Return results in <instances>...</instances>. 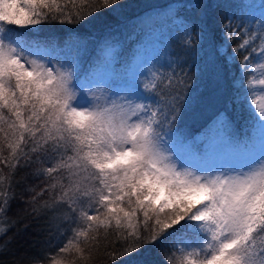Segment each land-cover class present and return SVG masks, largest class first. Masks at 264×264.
Returning <instances> with one entry per match:
<instances>
[{"label":"snow or ice","instance_id":"1","mask_svg":"<svg viewBox=\"0 0 264 264\" xmlns=\"http://www.w3.org/2000/svg\"><path fill=\"white\" fill-rule=\"evenodd\" d=\"M118 3L0 0V164L9 177L24 158L46 165L37 176L61 192L51 211L67 205L76 225L60 253L74 249L85 259L81 242L115 230L123 243L109 253L113 264L147 244L179 251L178 264H264V99L257 96L264 72L255 74L264 69V0H233L219 29L210 27L208 0H177L170 18L183 34L184 58L167 63L136 51L119 65L109 40L54 58L38 36L16 31L83 28ZM193 36L208 43L206 71L229 87L213 118L189 136L180 124L199 99L189 67ZM9 177L0 174V185ZM13 198L0 189V240L13 226L5 219ZM165 260L171 264L168 252Z\"/></svg>","mask_w":264,"mask_h":264},{"label":"trees","instance_id":"2","mask_svg":"<svg viewBox=\"0 0 264 264\" xmlns=\"http://www.w3.org/2000/svg\"><path fill=\"white\" fill-rule=\"evenodd\" d=\"M258 1L248 0L252 4ZM208 2L212 5V11H215V15L210 21V27L219 29L225 9L233 0H208ZM176 3L177 0H119L114 11L102 9L90 18L92 23L83 28L55 24L37 26L39 32L29 29H17L16 31L24 32L29 38L38 36L39 40L51 49L54 58L65 57L69 53L75 56L74 49L78 44L87 43L91 49L102 45L105 40L118 46L121 45L119 53L125 56L131 51L140 35L151 31H163L168 34L173 32L169 38L170 59L172 60L176 56L183 59L184 49L180 44V37L183 34L179 33V36L176 25L170 18L172 6ZM217 5H221V7L217 9ZM73 27L78 29L77 34L68 31ZM205 31H208L207 27ZM220 39H223L222 35ZM225 48L228 53H231V46H225ZM208 52V43L206 41L197 42L193 36L189 67L195 84V94L199 99L184 114L180 124L189 136L199 133L213 118L216 110L221 107L222 94L226 93L229 87L227 80L218 81L214 75L206 71L205 60ZM55 62L56 59L53 60V63ZM124 63L125 61L121 59L119 65ZM230 69L233 74L238 75L239 60L236 65H230ZM240 127L241 125L237 123L238 131ZM2 154L7 156L8 150L4 148ZM52 163H56V161L54 160ZM45 166L29 162L28 158H24L17 165L14 175L9 177L10 169L0 164V174L9 177V179H5L3 185H0V189L6 190L9 196L14 197L11 199L9 210L5 216L9 224L13 226L4 239L0 240V244L5 241L10 242L5 254L0 255V264H50L52 258L58 257L60 254L59 249L73 235L76 225L66 218L70 213L67 205H64L59 211H51V205L61 196V192L58 188L53 190L49 187L53 181H50L46 176H37V171L43 172ZM9 183H11V188L8 187ZM33 197L36 199L33 200ZM46 203L49 205L47 210L43 207ZM172 231L174 229L168 230V232ZM121 243L123 240L115 234V230L107 237L101 230L96 242H91L88 245L81 242L80 246L85 249V259L77 257L74 249L67 253L63 259H66V264H69L70 261H75V264H113L109 253L113 252L115 247ZM165 252L175 258L170 248L165 249L160 244H147L140 248L139 252L133 253L131 257H122L115 264H165Z\"/></svg>","mask_w":264,"mask_h":264},{"label":"rangeland","instance_id":"3","mask_svg":"<svg viewBox=\"0 0 264 264\" xmlns=\"http://www.w3.org/2000/svg\"><path fill=\"white\" fill-rule=\"evenodd\" d=\"M261 3V0H259L258 2H254L255 5H259ZM259 9L257 8V11ZM172 26L174 27V24H172ZM173 34V32H170V34H168L167 32H163V31H151V32H146L144 35H140L138 41L135 42L133 48L131 49V51L126 54L125 56L120 55L119 53V49L122 48V46H118V59L119 62L120 60H124L125 62L127 60H129L131 58V56L133 55L134 52L136 51H141L143 52L145 55L147 56H151V57H155L156 61L158 63H167L168 61H170V53H169V49H170V42H169V38L170 36ZM179 34V33H178ZM177 36V34H176ZM180 36V34H179ZM178 36V38H179ZM75 51V49H74ZM261 72H264V69H256V75L259 76V74ZM257 96L259 99H264V94L259 93V91H257ZM101 102H103V99L101 98ZM240 124V123H239ZM194 136V135H193ZM67 253H60L58 255V257H54L52 258V260L49 262L50 264H52V261L54 259H63L65 258L67 255ZM172 255L175 256L171 257V264H178V259L177 257H180L181 253L179 251L176 252H172ZM65 261L66 264V259H63ZM164 263L166 264V260L164 261Z\"/></svg>","mask_w":264,"mask_h":264}]
</instances>
